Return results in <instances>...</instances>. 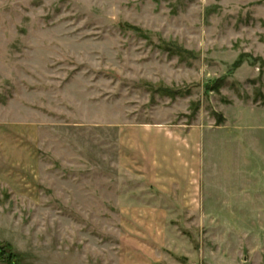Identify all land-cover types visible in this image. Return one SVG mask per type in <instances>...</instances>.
I'll list each match as a JSON object with an SVG mask.
<instances>
[{
	"label": "rangeland",
	"instance_id": "obj_1",
	"mask_svg": "<svg viewBox=\"0 0 264 264\" xmlns=\"http://www.w3.org/2000/svg\"><path fill=\"white\" fill-rule=\"evenodd\" d=\"M165 123L196 203L118 165ZM0 264H264V0H0Z\"/></svg>",
	"mask_w": 264,
	"mask_h": 264
},
{
	"label": "crops",
	"instance_id": "obj_2",
	"mask_svg": "<svg viewBox=\"0 0 264 264\" xmlns=\"http://www.w3.org/2000/svg\"><path fill=\"white\" fill-rule=\"evenodd\" d=\"M204 128L171 123L123 126L118 165L139 174L145 187L159 193L155 198L183 197L196 203L204 161Z\"/></svg>",
	"mask_w": 264,
	"mask_h": 264
}]
</instances>
